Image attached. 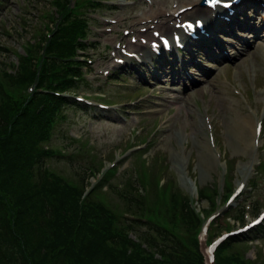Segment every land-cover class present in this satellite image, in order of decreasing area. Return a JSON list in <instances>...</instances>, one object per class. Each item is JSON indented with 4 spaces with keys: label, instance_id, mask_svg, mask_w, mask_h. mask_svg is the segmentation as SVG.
<instances>
[{
    "label": "rangeland",
    "instance_id": "374dc122",
    "mask_svg": "<svg viewBox=\"0 0 264 264\" xmlns=\"http://www.w3.org/2000/svg\"><path fill=\"white\" fill-rule=\"evenodd\" d=\"M169 1L171 5L177 2ZM155 2L160 8L166 5L165 0H0V100L5 101V108L0 110V123L14 121L16 124L17 114L25 109L22 102L29 97V88L34 84L30 85L29 80L14 81L9 71L19 63L25 49L30 55L39 50L43 28L50 35L63 12L73 13L72 19L77 22L85 17L95 18L87 21L92 26L88 42L95 44V49L90 47L88 55L83 57L90 62L91 70L77 82L78 86L71 80L63 87L67 94L86 98L84 102L90 106L93 117L81 110L65 109L68 119L57 125L48 142L53 149L47 160L48 168L60 180L75 186L85 185L86 166L93 167L95 173L104 172L103 180L102 172L98 178H89L90 188L97 186L91 201L105 204L116 215L124 212L125 195L128 198L130 192L135 193L138 182L139 194H135L140 200L144 197L147 208L152 210L147 217L155 218L178 234L185 223L176 220L175 226L169 224L175 220L170 216L174 213L173 194L191 200L198 198L199 190L210 195L215 200L213 207L207 200L201 204L195 202L202 220L207 221L216 214L215 207L220 210L228 201L236 203L235 194L242 189L240 200L244 198L246 204H252L245 221L240 223L222 215L220 225L212 224L206 233L203 226L197 236L202 237L205 250L207 244L225 233L242 234L240 230L264 209V166L259 174L255 171L260 159H264V133L258 138L253 132L264 113L263 50L255 47L235 65L220 69L222 64L209 59L201 68L188 65L182 81L165 75L154 78L130 73L129 66H124L130 63L118 62L121 48L131 43L132 36L137 38V33L131 30L137 22H132L133 17H151L150 7ZM101 3L113 9L99 10ZM154 24L140 25L138 29L151 30ZM128 30L130 33L125 34ZM1 68L6 70L2 72ZM193 74L199 75L196 80H210H199L195 86L211 83L193 89L184 98L180 110L167 109L152 119V115L160 112H152L151 108L163 106L158 103L160 95L171 96L176 91L171 88L178 85L183 90L181 84L190 82L188 77ZM120 75L123 76L119 81H113ZM85 80L88 84L83 87ZM236 114L237 119L250 118L252 129L243 122V131L234 128L231 123ZM5 140L6 135L0 134V143ZM205 150L212 156L209 167L202 160ZM71 195L66 190L65 196ZM151 212L154 215L150 216ZM67 214L71 218L74 211L68 209ZM101 216L100 226L109 218V213L102 211ZM86 230L88 240L80 248L100 243L106 236V228ZM248 239H235L230 249L254 264H264V237ZM58 248L65 253L68 250L64 245ZM124 249L121 252L129 256L130 251ZM100 257L99 264H114ZM64 262L67 264L69 260L64 258ZM69 263L79 264L72 257Z\"/></svg>",
    "mask_w": 264,
    "mask_h": 264
},
{
    "label": "trees",
    "instance_id": "16d2710c",
    "mask_svg": "<svg viewBox=\"0 0 264 264\" xmlns=\"http://www.w3.org/2000/svg\"><path fill=\"white\" fill-rule=\"evenodd\" d=\"M68 28L70 27H65L62 31L61 27L56 35L68 40ZM77 47L83 48L84 45L77 40ZM51 51L55 52L52 49ZM60 57V62L66 61L63 59L66 56ZM55 64L57 65V58ZM80 71L78 68L77 76H80ZM47 98L56 104L61 103V106L70 102L67 98L54 95H47ZM9 137L11 136L8 135ZM36 144L27 147L24 158L16 153L10 156L6 151L0 156V264H45L50 257H54L52 264H65L64 258L70 262V257L79 264H96L101 255L115 264H206L198 244L194 245L193 250L182 238L146 218L144 200L136 196L139 194L137 182L134 186V192L137 194L130 192L128 198L127 194L125 195L128 209H131L133 215V218H127V225L136 231L139 240L149 249L163 257V260H160L162 262L154 261L153 254L148 253L151 252L149 249L123 232L116 236L108 234L100 243L80 248L82 242L88 240L89 232L86 229L101 226L96 216L86 215L81 211V205H78V199L74 195L65 196L64 185L47 174L44 167L46 151L37 148ZM84 173L86 174V171ZM173 196V202L179 208L189 229L195 223L201 225L202 221L188 198L175 194ZM204 198L213 203L201 192V199ZM66 206L74 211L73 217L62 214V207ZM229 241L217 249L213 264H249L248 259L221 252ZM59 245H64L68 249L67 252L60 250ZM124 248L130 249L129 256L124 253L122 261L116 263L121 260L119 254H123L121 251ZM69 262L67 264H70Z\"/></svg>",
    "mask_w": 264,
    "mask_h": 264
},
{
    "label": "bare ground",
    "instance_id": "6f19581e",
    "mask_svg": "<svg viewBox=\"0 0 264 264\" xmlns=\"http://www.w3.org/2000/svg\"><path fill=\"white\" fill-rule=\"evenodd\" d=\"M252 1L255 0H244L243 1V5L245 4L247 7L251 8V6H249L251 4ZM166 3V1H165ZM164 3V4H165ZM242 3V2H241ZM166 6V5H165ZM167 7V6H166ZM168 8V7H167ZM171 8V7H170ZM249 10V9H248ZM153 12V10L151 11ZM187 15H197V16H202L204 17L207 22H208V31L212 30L213 32L210 35L211 39L217 40L216 36L217 34L215 33V29L217 30H221V21L219 19H217L216 17H213L212 14L205 12L202 10L201 7H199L197 4H193V11H191L190 13L188 11L185 12ZM162 14V10L160 7H155L154 13H153V18L158 17ZM146 15V14H145ZM149 15V14H147ZM135 17V16H134ZM133 17V18H134ZM141 17V16H140ZM135 22V21H134ZM217 22H221L219 25H216ZM136 25V24H135ZM146 27V26H145ZM148 28V27H147ZM145 29V28H144ZM146 33V32H145ZM144 36V35H143ZM141 39V38H140ZM184 40L187 42L186 40V36H184ZM141 51H144L143 49H140ZM144 57H152V53L150 51H146L143 54ZM180 59H176V61H179ZM237 114H236V118H234V120L232 121L231 125L236 128L237 130H242L241 126H242V122L245 124V126H247L249 129H252L253 127V123L252 120L250 118H243L241 119L240 117L237 119ZM235 125V126H234ZM243 131V130H242ZM206 151V150H205ZM206 156H202V160L204 161V163L206 165H208V167L210 166V161L212 160V156L210 154V152L206 151Z\"/></svg>",
    "mask_w": 264,
    "mask_h": 264
},
{
    "label": "snow or ice",
    "instance_id": "6c2138e0",
    "mask_svg": "<svg viewBox=\"0 0 264 264\" xmlns=\"http://www.w3.org/2000/svg\"><path fill=\"white\" fill-rule=\"evenodd\" d=\"M219 2L220 0H206V3L212 7L216 6ZM189 27H191V25H189ZM165 43H167V41H165Z\"/></svg>",
    "mask_w": 264,
    "mask_h": 264
}]
</instances>
